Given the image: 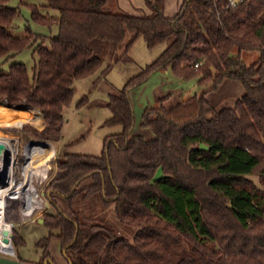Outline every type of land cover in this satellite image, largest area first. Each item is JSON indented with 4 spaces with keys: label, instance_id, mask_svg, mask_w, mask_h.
Returning <instances> with one entry per match:
<instances>
[{
    "label": "trees",
    "instance_id": "16d2710c",
    "mask_svg": "<svg viewBox=\"0 0 264 264\" xmlns=\"http://www.w3.org/2000/svg\"><path fill=\"white\" fill-rule=\"evenodd\" d=\"M111 1L46 0L57 17L32 6L36 22L58 26L46 48L30 30L21 37L6 31L16 8L0 0V56L41 40L31 77L19 62L0 70V99L38 109L43 125L31 132L46 141L59 139L74 79L104 62L107 70L138 37L147 47L164 43L103 103L111 111L105 124L121 130L103 139L101 153L64 150L58 156L45 191L54 209L42 218L49 234L37 244L45 247L56 238L71 264H264V0H238L235 6L183 0L170 17L164 0H143L148 13L109 11ZM245 50L258 52L252 63L241 59ZM167 66L179 77L210 82L212 89L224 78L238 80L244 93L217 110L204 94L148 108L142 126L153 136L130 135L129 88ZM79 192L113 203L116 219L134 228L132 241L79 219L73 209ZM10 205L17 204L6 200L4 219Z\"/></svg>",
    "mask_w": 264,
    "mask_h": 264
},
{
    "label": "rangeland",
    "instance_id": "374dc122",
    "mask_svg": "<svg viewBox=\"0 0 264 264\" xmlns=\"http://www.w3.org/2000/svg\"><path fill=\"white\" fill-rule=\"evenodd\" d=\"M45 4L46 0H23L21 2L7 0L6 5L15 7L16 13L6 31L11 36L21 37L28 35L30 30L32 33L40 35L43 38L44 47L49 48V38L58 33L57 24L44 25L36 22L31 16L32 6H36L40 13L49 17L59 15L56 9L49 8ZM107 9L109 11H120L114 1H112V4L107 5ZM40 41V37H38L32 42V45L21 48L17 52H8L0 56V70L6 71L10 63L19 62L25 64L31 77L33 67L38 59L34 49ZM163 47L164 43L147 47L143 38L138 37L133 41L122 59L116 63H110L107 70L103 71L106 65V62H104L93 73L74 79L71 100L63 110L64 122L60 136L54 142L39 139L31 132V129L40 130L43 125L38 109L27 108L29 106L25 104L9 106L3 99H0V107L21 109L25 114L21 121L0 117V137L11 136L16 142L12 170L15 182L19 184L22 180V166L28 151H36L39 157L45 151L48 152L49 158L53 155V158L49 159L50 161L48 160L46 163L43 161L34 170L31 187L36 195L35 201L39 203L38 208L34 209L30 215H23L21 213L23 207L21 200L4 199V205L7 199L16 202L17 205L16 207L10 205L5 213L6 222L10 223L9 236L13 252H1L0 256L30 264L42 263L46 258H50L53 264L68 263L61 250L60 242L56 238H51L45 247L37 244L39 239L49 234V229L43 224L42 218L46 213L54 211L45 191L49 180L55 173L57 158L64 150L70 153L91 155L101 153L103 139L121 130L119 124H105V120L111 116V111L103 103L108 100L110 94L118 92L130 77L139 73L146 64L154 60ZM257 56L258 52L256 50L241 52V59L247 64L252 63ZM243 93L242 84L232 78H224L212 89L210 82L201 83L198 76L179 77L172 72L169 66L156 70L149 74L143 82L132 86L128 90L133 112V125L130 135H141L145 139L153 136L148 128L142 126L143 115L148 108L159 107L160 105L168 108L195 94H204L209 105L217 110L222 107L233 106ZM2 122L11 123L3 124ZM35 143L46 145L48 151L42 145H39V148L33 146L31 149L29 147L25 150L28 144ZM43 166L46 168L45 175L38 178L37 176L44 169ZM160 174L161 172L158 169L156 175ZM252 178L257 181L255 176H252ZM73 209L79 219L86 222L102 223L114 233L127 238L130 242L132 241L134 228L120 223L115 217L114 204H104L98 193L88 197H84L82 192L77 193L74 197ZM39 219H41V222ZM52 232L56 234L57 230H52ZM47 253L48 256L45 257Z\"/></svg>",
    "mask_w": 264,
    "mask_h": 264
},
{
    "label": "bare ground",
    "instance_id": "6f19581e",
    "mask_svg": "<svg viewBox=\"0 0 264 264\" xmlns=\"http://www.w3.org/2000/svg\"><path fill=\"white\" fill-rule=\"evenodd\" d=\"M29 114V113H28ZM24 112L21 109L9 108V107H0V117L8 118V119H17L21 121L22 117H24ZM33 121V120H32ZM9 137H0V253H12V246L10 242L9 232L7 235V240H3L4 236L1 234V230L3 228H7L10 231V224H6L4 219V199L5 198H14L19 199L23 202V207L21 213L24 215H30L34 209L39 207V203L35 201L36 195L33 193V189L31 187V181L34 176L35 167L38 164L41 165L43 161L48 157V152L41 154L39 157L36 151H28L25 156V161L22 166L21 172V182L19 184H15L13 182V161L15 154V143ZM39 145L45 146L44 144H28L25 147V150L30 147H40ZM42 148V147H41ZM47 148V147H46ZM29 149V150H30ZM24 150V151H25ZM48 151V149H47ZM53 155L50 157L52 158ZM49 158V159H50ZM40 159V163H39ZM48 159V160H49ZM47 160V161H48ZM42 168V167H41ZM43 170L37 176L38 178L44 177L46 168L43 166Z\"/></svg>",
    "mask_w": 264,
    "mask_h": 264
},
{
    "label": "crops",
    "instance_id": "0c3cea01",
    "mask_svg": "<svg viewBox=\"0 0 264 264\" xmlns=\"http://www.w3.org/2000/svg\"><path fill=\"white\" fill-rule=\"evenodd\" d=\"M112 1H114L117 4V7L128 12L134 13L137 12L138 10H143L146 13L149 12V9L144 4L143 0H125V1L112 0ZM182 1L183 0H164V14L168 17L172 16L177 11Z\"/></svg>",
    "mask_w": 264,
    "mask_h": 264
},
{
    "label": "water",
    "instance_id": "95a60500",
    "mask_svg": "<svg viewBox=\"0 0 264 264\" xmlns=\"http://www.w3.org/2000/svg\"><path fill=\"white\" fill-rule=\"evenodd\" d=\"M44 143H48V142H44ZM199 148L202 149V150H207L208 149V146L204 143H199ZM39 221L41 222V219H39ZM6 224H10V223H7ZM8 229L7 228H3L1 230V234L4 236L3 240H7L8 239L6 238L7 235H8ZM63 254H64V249L62 250ZM67 259V262L68 264H71L70 262V259L68 257H66ZM0 264H30V263H26V262H23V261H19L17 259H11V258H7V257H2L0 256ZM42 264H53L52 263V260L50 258H46Z\"/></svg>",
    "mask_w": 264,
    "mask_h": 264
},
{
    "label": "built area",
    "instance_id": "2783aa9c",
    "mask_svg": "<svg viewBox=\"0 0 264 264\" xmlns=\"http://www.w3.org/2000/svg\"><path fill=\"white\" fill-rule=\"evenodd\" d=\"M237 1H238V0H228V4H229L230 6H235V4L237 3ZM196 65H197V64H195V66H196ZM5 136H6V135H5ZM7 137H9V138H10V139L16 144V142L14 141V139H13L11 136H7ZM9 138H8V139H9ZM52 158H53V157H52ZM52 158H51V159H52ZM51 159H50V160H51ZM50 160H49V161H50ZM13 183L17 184V183L15 182L14 179H13L12 184H13ZM7 198H8V197H7ZM11 199H14V198H11Z\"/></svg>",
    "mask_w": 264,
    "mask_h": 264
}]
</instances>
